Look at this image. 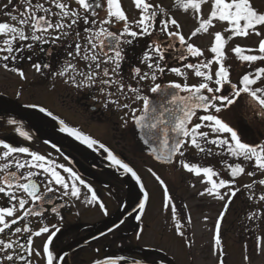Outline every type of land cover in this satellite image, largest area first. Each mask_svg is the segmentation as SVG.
<instances>
[{"label":"flooded vegetation","instance_id":"flooded-vegetation-1","mask_svg":"<svg viewBox=\"0 0 264 264\" xmlns=\"http://www.w3.org/2000/svg\"><path fill=\"white\" fill-rule=\"evenodd\" d=\"M37 2L44 3L45 7L50 6L48 0H33V3ZM62 2L68 3L73 10L78 7L75 0H62ZM101 3L102 7L97 8L96 12L98 17L103 18L106 16V0H101ZM5 5H8L7 8ZM121 5L133 30L138 31L133 21L139 16L130 18V5L125 0H121ZM51 7L52 11H58L54 6ZM22 10L21 0H13L11 4L9 0H0V22L16 24V21L11 19V15L19 16ZM137 10L140 12L139 9ZM81 14H83L82 9ZM20 27L24 29L26 35L31 36V28L23 25ZM85 27L87 26L83 23L77 27V31L80 32L79 42L82 45L86 43L87 38V33L83 31ZM109 30L119 33L122 24L112 25ZM53 35L44 33L46 42H34L31 39L18 41L17 50L13 53L15 59L10 58L8 61L0 59V140L16 147H28L30 152L44 155L57 165L62 164L72 168L88 185H91L98 200L92 204L87 203L91 193L87 188L79 185L81 188L79 199L62 196L63 189L47 193L42 177H33L38 183L40 192L44 193V199L35 203L29 200L26 208L35 207L36 211L42 214L28 215L13 226V229L17 226L22 228L27 226L30 232L15 234L14 231L6 230L4 234H0V239L16 242L15 247L10 250L16 257L14 264H29V262L46 264V254L42 249L48 235L55 230L53 226L60 228V231L53 237L49 249L54 256L63 257V260H54V264H93L94 260L109 256L123 257L117 261V264H134L135 260L141 261L142 264H197L193 250H201L203 255L213 253L217 258L215 264H264L259 262V255L264 256V200L260 199L264 195V185L259 181L264 177L249 176L248 182H244L241 176L231 177L227 164L238 163L239 159L233 162L229 154L227 160V146L218 148L215 145H208L213 153L219 154L206 155L193 146L186 145V150L182 149L185 155L181 157L176 154L172 157V162L168 163V148L162 144L164 137L160 131L163 126L157 129L141 128L127 117L125 118L128 119V123L125 125L122 117L129 111L128 109H117L114 104L105 107L103 103L105 97L95 88L77 89L64 82L66 76L56 75L63 69L66 60L76 63L79 69L83 68V62L79 61L78 57L73 60L67 55L69 51H73L72 45L77 40L74 34L51 43ZM128 38L133 42L125 46V59L121 63V75L125 83L140 87L142 94L149 97L154 107L159 108L163 103L169 108H177L178 105L167 104L171 95L188 96L189 94L169 87L173 83L181 85L186 83L182 81L184 76H177L169 69L173 67H180L182 71L185 69L184 60L177 59L183 50L179 48L166 53L163 62L166 64L165 72L162 75L158 74L155 82L151 80L137 82L132 79V68L141 67L143 71H148L147 67L141 64V57L153 40L165 41V37L153 33L151 37ZM28 44H32V47L29 48ZM3 46V37H0V48ZM4 54L6 53H0V57ZM5 63L8 64V68L3 66ZM34 64L41 65L40 71H36ZM21 71L24 73L23 77L19 74ZM209 83L210 86L216 87L214 81ZM154 84L161 85L160 92L150 91ZM234 84H237V81ZM226 89L225 84L221 93L217 95H227L231 88L229 91ZM202 94L211 95L206 90H202ZM94 96L98 99H93ZM119 100L121 104L128 102L123 97ZM132 107L141 109L142 101L132 104ZM41 108L45 111H40ZM199 111L204 110L198 109L197 115ZM209 111L228 123L227 108H222L219 113L214 109ZM49 112L52 115H48ZM140 114L138 111L137 115ZM205 114L207 113L204 111ZM231 116H235L234 124L230 122L228 124L237 131L241 140H246L250 144H256V141L258 143L260 134L257 132V123L261 120L260 117L264 116L260 108L250 109L247 114ZM165 118L169 119V114H166ZM195 118L193 117V121ZM9 120H15L16 124H10ZM61 121L64 123L61 124ZM148 122L150 121H145ZM64 126L77 129L97 143L91 148L88 147L75 136L62 131ZM16 128L28 132L31 139L20 136ZM202 130L208 131L207 128ZM174 135L169 132V147L173 143ZM211 135L215 134L210 133ZM219 135L223 137L230 134ZM145 140H148V143H145ZM153 149L156 151L153 152ZM2 152L3 148L0 145V155ZM109 153L128 164L139 180L114 165L108 158ZM157 155L161 157L159 160L156 158ZM14 158L21 161L30 160L28 154H14ZM215 158L219 160L218 163L220 162L217 167L213 163ZM181 160L201 167H212L219 174L213 177L217 182L219 179L234 181L218 189L225 198L220 199L207 193L203 196L198 194V197L203 199V208L189 207L190 190L186 194L179 192L178 182L181 183L180 185H189L192 174L183 168ZM4 162L0 160V163ZM251 169L255 167L251 166ZM57 170L68 179L69 174L62 168L58 167ZM10 171H15V168ZM20 171L26 172L27 169ZM153 173L164 181V185L156 180ZM2 175L3 173H0V176ZM165 185L171 197L168 207H165ZM53 187L59 186L53 184ZM207 187L211 185L205 177L204 191ZM235 189L239 191L233 197L230 195V190ZM145 193H147L146 200ZM17 195L26 197V194L22 193ZM48 200L52 203L49 204ZM141 202L145 203L143 210L139 208ZM100 203L105 205L107 215L99 206ZM13 204L16 202L9 201L4 194H0V206ZM16 207V215L22 216L23 210H19L18 204ZM53 207L56 212L52 211ZM137 216L140 217L139 220L136 219ZM218 221L221 238L219 245L215 243ZM43 226L49 228V233L41 234L39 237L32 235ZM180 232H183V236ZM29 239L32 240L30 246ZM169 244L172 245L168 246ZM171 246L176 249L174 262L168 259L163 251L164 248ZM29 247L32 249V255H29ZM237 247L242 249V258L239 262L232 260V249ZM37 251L40 252L39 256L35 254ZM19 256H24V260L18 259Z\"/></svg>","mask_w":264,"mask_h":264},{"label":"snow or ice","instance_id":"snow-or-ice-1","mask_svg":"<svg viewBox=\"0 0 264 264\" xmlns=\"http://www.w3.org/2000/svg\"><path fill=\"white\" fill-rule=\"evenodd\" d=\"M13 0H9L11 4ZM210 2V11L207 18H201L198 27L192 31L191 36L194 37L201 32L207 33L213 22H223L227 25L223 29V32L217 31L214 33L213 42L210 47V52L214 54L212 60L202 63H187L184 65L185 69H192L196 77L203 78V82L198 85H188L187 83L181 85L180 83H173L169 87L181 90L188 93V96H180L172 94L171 99L167 101V104L178 105L177 108H169L165 104L159 105V108L151 105L149 97L142 94L140 87H133L131 84H126L123 76L121 75V63L125 59L124 51L125 46L130 45L133 40L138 36L153 35L155 29V23L158 20V11L164 12V9L159 5H153L149 0H133L135 8L139 9V18L134 20L136 28L133 30L131 24L128 22V17L122 8L121 0H106V16L98 17L96 12L97 8L102 7L101 0H75L77 9L73 10L70 5L62 0H48L49 7H45L44 3H33V0H21L23 10L17 15H11V19L16 21V24H9L7 22H0V37H3V47L0 48V53H6L0 59L8 61L10 58L15 59L13 53L17 50L16 44L18 41H26L31 39L32 41H44V33L54 34L51 43L60 41L61 38H68L73 34L77 38L73 47V51H69L67 55L75 60L77 57L79 61L83 62V68L79 69L76 63L66 60L64 67L61 71L56 73L60 77H67L65 79L66 84H70L77 89L87 88L96 89L101 96L105 97L103 101L105 107H109L114 104L117 109H128L129 111L124 113V124L127 125L130 118L134 123L141 127H147L149 129H157L160 126V131L163 133L162 144L165 148H168L167 162H172V157L176 154L183 157L185 155L186 145L193 146L200 153L206 155H214L219 153H213L212 149L208 145H215L218 148L227 146L226 151L235 158H238L240 162L234 164H227V168L230 169L231 177L246 174L248 176H254L255 171H247L243 166L244 162L254 164L255 169L261 174H264V143L250 144L243 142L240 135L233 127L229 126L218 115L212 114L209 110L214 109L216 113H219L222 108H228L238 102L242 94H247L251 98V101L259 105L260 110L264 113V85L260 87H254L257 81L264 78V66L255 68L254 73L248 72L241 76L237 84H232L230 81L229 68L225 66L226 53L224 51L227 40L232 37H247L250 34L261 36V29H264V11L258 10L253 0H177V4L181 5L186 11L192 9L195 13L199 14L202 11V6L205 3ZM8 5H5L7 8ZM58 11H52V7ZM81 9L83 14H81ZM43 13V14H41ZM90 16L92 17L90 19ZM83 23L87 27L83 29L87 33L86 43L82 45L79 42L80 32L77 31V27ZM159 23L162 27L159 31L164 34L165 41L157 42L153 40L148 46V50L145 51L141 57V64L145 65L148 71H143L141 67L132 68V79L139 81L151 80L156 81L157 75H162L165 72L166 64L163 62L166 58V53L169 50L176 51V45L174 41L179 40V44L182 47H186L187 53L192 57L203 56L202 50L194 46L191 43H186L185 37L179 31L169 30V24L176 29L180 28L176 19H164ZM122 30L119 33L109 30L112 25H121ZM21 25L31 28V36L25 34V31ZM109 26V27H106ZM224 33H230L225 37ZM31 48L32 44H28ZM232 51L237 55L241 62H264V39H261L258 43V54H244L245 52H255L257 49L242 48L236 46ZM30 58V57H29ZM179 60H185L187 57L183 52L177 57ZM215 62L218 67L214 73L210 71L211 66ZM8 68V64L3 65ZM33 67L36 71H40L41 65L34 64ZM48 67V65H44ZM177 76H185V72L180 67H173L169 69ZM20 76L23 77L24 73L21 71ZM216 87L210 86L209 82H213ZM225 84H229L231 88V95H217L221 93ZM112 89H115L114 91ZM202 90H206L211 95L202 94ZM150 91L157 93L161 91L160 84H154ZM116 97V99H113ZM123 97L126 103L121 104L119 98ZM93 99H98L93 97ZM142 101V108L137 109L132 107V104ZM202 109L207 114L197 115V110ZM40 111H45L41 108ZM140 115H137V112ZM166 114H169V119H166ZM48 115H52L51 112ZM193 117L199 122H194ZM146 120L150 122L145 123ZM10 124H16L15 120H9ZM64 122L61 121V124ZM202 128H207L208 131H203ZM62 131H66L69 134L75 136L77 140H81L87 144L88 147H92L97 141L91 137L83 135L77 129L64 126ZM16 132L20 136L31 139L28 132L23 131L21 128H16ZM169 132L175 134L173 143L169 147ZM215 134V135H211ZM219 134H230L228 136H221ZM148 143V140H145ZM3 152L0 155V160H4V163H0V194H4L9 201H15L16 204L12 206H0V234H4L7 231L19 234L21 232H30L27 226L14 227L18 221H22L28 215L40 216L42 213L36 211L35 207L28 209L26 205L29 204V200L33 203L42 201L44 199V193L39 190L38 183L33 177H42L45 191L47 193L58 192L63 189L62 196H71L79 199L81 188L83 186L91 193V198L87 200V203L92 204L98 200L95 190L91 185H88L75 171L70 167L64 165H57L53 160L46 158L44 155H40L34 151L30 152L28 147H16L10 143L0 140ZM55 147V145H53ZM100 147H104L100 145ZM186 150V149H185ZM156 150L153 149V152ZM14 154H28L30 160L21 161L14 158ZM108 158L114 165L121 167L124 172L131 173L132 176L139 180L137 174L126 163H123L112 153H109ZM158 160L161 158L159 155L156 157ZM183 168L189 173H194L196 176L203 174L207 178L211 187H207L200 195L205 193L208 195H215L220 199L225 197L220 194L218 189L224 188L226 185L233 183L225 179L214 180L213 177H217L219 174L213 170L212 167H201L197 164H189L180 161ZM226 163V161H225ZM62 168L65 173H68V179L61 174L57 168ZM15 168V171L10 169ZM27 169L26 172L20 170ZM35 169V171L33 170ZM42 170V171H41ZM151 171V170H149ZM156 180L161 185H164V181L153 173ZM264 185V179L259 181ZM53 184L57 187H53ZM79 185V186H78ZM141 187H143L141 185ZM251 187V185H246ZM14 189V190H13ZM239 189L230 190V195L235 196ZM17 193L26 194L24 196H18ZM147 199V193H145V200ZM164 199L165 207H168L171 197L168 195L167 186H164ZM264 200V195L260 197ZM49 204L51 200L47 201ZM18 204L19 210H23V215H16ZM101 209L107 211L105 205L100 203ZM139 208L143 210L145 203L141 202ZM53 212L56 209L52 208ZM11 218V219H6ZM136 219H140L139 216ZM123 223V221H121ZM48 237L47 241L43 245V253L46 254V264H54V260H63V257L54 256L50 251L49 245L52 243L53 237L60 231V228L55 227ZM118 227V225H117ZM220 224L219 221L216 225L215 243L219 245L221 243L220 238ZM112 231V229H109ZM179 232V227H177ZM49 233L47 226L40 227L38 231L32 233L36 237L41 234ZM183 236V232H180ZM139 239V234L137 236ZM32 244V240H28V245ZM16 245L15 241L0 239V264H14V257L11 254ZM98 251V250H97ZM32 249L29 247V255H32ZM37 256L40 252H35ZM18 259L24 260V256H19ZM119 259L123 257L113 258L106 257L96 259L93 264H117ZM30 264V262H29ZM134 264H142L141 261L135 260Z\"/></svg>","mask_w":264,"mask_h":264},{"label":"rangeland","instance_id":"rangeland-1","mask_svg":"<svg viewBox=\"0 0 264 264\" xmlns=\"http://www.w3.org/2000/svg\"><path fill=\"white\" fill-rule=\"evenodd\" d=\"M126 3H128L130 5V18H135L136 16H139L138 13L139 11L133 7L134 3L133 0H125ZM257 4H259L262 8L264 7V0H254ZM153 2L157 5V4H164V5H168L170 4L171 0H153ZM210 11V2L205 3L202 6V11L201 13L197 14L195 13L193 10H189L183 13H179L175 16V19L177 20V22L180 25L179 29H176L174 27V29L176 31H179L187 40V42L193 44L194 46L199 47L204 55H209V49L212 45L213 42V36L214 33L217 31H221L223 32V29L227 27V25L223 22H217L215 21L213 23V26L210 27L209 31L207 33H204L203 35L200 36H191V32L193 31V29H195L197 27V23L199 22L200 18H207L208 14ZM262 35L261 36H256L255 34H250L247 37H235L231 42H229V44L225 47V53L227 54V56H229V59H232L234 57H237V55L232 51V49L236 46H240L242 48H251V49H257V51L255 52H251L249 54H258V43L261 39H264V29L260 30ZM225 34V33H224ZM247 52H245L244 54H246ZM238 58V57H237ZM239 59V58H238ZM263 64V62L260 61H256L255 64ZM246 67H250L251 64L246 63L244 64ZM216 66H214L212 68V73L215 72ZM185 72V76L182 79V81L186 82L188 85H198L200 82H203V78L201 77H196L194 75V71L193 70H187L184 69L183 70ZM239 77V74H235L233 77L232 81H237ZM238 82V81H237ZM261 85H264V78H262L260 81H257V84L254 85V87H260ZM227 87V91H229L230 86L229 84H226ZM231 93V91H230ZM259 105H257L255 102L251 101V98L247 96V94H242L241 98L238 99V102L234 105L231 106V108H227V121L228 123L230 122L231 124H234V120H235V116H231V115H238V114H247L249 113L250 109H255L256 107H258ZM198 115L202 116L204 115V111H199ZM261 120H259V122L257 123V132L258 134H260V140L256 141V144H261L264 143V116L260 117ZM194 122H199L198 120H196ZM203 129V128H202ZM243 142L248 143L246 140H243ZM227 160L229 158V153L227 152L226 154ZM232 161L236 162L237 158L232 157ZM200 159L202 160L201 156ZM218 159L215 158L214 162L215 166L217 167V164H220V162L218 163ZM240 162V160H238ZM243 166L247 171H255V177H259L262 178L264 177V174H261L258 170L256 169H251V165L250 163L244 162ZM255 167V166H254ZM215 168V167H214ZM191 178L194 179L192 181V179L189 181V185H190V189H188L189 185H180L181 183L178 182V190L181 193L186 194V192L188 190H190L191 197L190 198H195L194 200H191L189 198V204L188 206L191 208H203V199L198 197V194H200L201 192H204V176L203 174H201L199 177L196 176L194 173H191ZM243 179L244 182H248L249 180V176L246 174L240 175ZM194 182L192 184V182ZM193 187V189L191 188ZM172 244H169L168 246H170ZM163 249V247H162ZM181 250V249H180ZM240 248H235L232 249L233 253H232V260H235L236 262H239L242 258V253H241ZM163 251L166 253V255L168 256V259H171L172 262H174V253L176 252V249L174 248V246L171 247H167L164 248ZM194 251V255L196 258V262L197 264H215L217 258L213 256V253L207 254L204 253L205 255H203V253H201V250H193ZM180 253V251H178V254ZM199 253V255H198ZM234 262V261H233ZM259 262L264 263V256L263 255H259Z\"/></svg>","mask_w":264,"mask_h":264},{"label":"trees","instance_id":"trees-1","mask_svg":"<svg viewBox=\"0 0 264 264\" xmlns=\"http://www.w3.org/2000/svg\"><path fill=\"white\" fill-rule=\"evenodd\" d=\"M149 2L152 3L155 6L153 0H149ZM253 3H254L255 7L258 10L264 11V7L262 8L254 0H253ZM159 6L164 9V12H159L158 11V20L156 22H154L155 23V29H154V32L153 33H158V34H161V35L164 36V34L159 31V28L162 27V25L159 23V21L160 20H164V19H175V16L177 14L186 12V10L181 5H178L177 4V0H171L170 4H168V5H159ZM189 10L191 11L192 9H189ZM189 10H187V11H189ZM200 19H199V22H200ZM199 22L197 23V27L199 25ZM169 30L176 31L174 29V26H172L171 24H169ZM193 31H194V29H193ZM204 33L205 32H201V33L197 34L196 36L198 37L200 35H203ZM224 35L227 38V36L230 35V33H225ZM234 38L235 37H232V39L227 40V43H226L225 47ZM185 40H186V38H185ZM174 43L176 45V49H179V48L182 49L183 50L182 52L187 57V59H185L184 62H183L184 65L187 64V63H194L195 64V63L207 62L208 60H212L213 59L214 54L210 52V49H209V55L208 56L203 54V56H201V57H192V56H190L187 53L186 47H182L179 44V40L178 39H176L174 41ZM186 43H189V42H187V40H186ZM224 51H225V49H224ZM180 53H179V55H180ZM246 54H249V52H247ZM174 58H175V56H174ZM246 63H248V62H241L237 57H234L232 59H229V56H227V54H226L225 66L229 68V71H230V81H231L232 84L235 83V81H232L235 74H239V77L237 79V81H239V79L241 78V76L243 74L248 73V72L254 73L255 68L264 66V62H263V64H260V63L259 64H255L256 62H253L250 67H246L244 65ZM214 66H216V69L218 67V65L215 62H213L212 66H211V69H210L211 72H212V68ZM227 95H231L230 92H227Z\"/></svg>","mask_w":264,"mask_h":264},{"label":"water","instance_id":"water-1","mask_svg":"<svg viewBox=\"0 0 264 264\" xmlns=\"http://www.w3.org/2000/svg\"><path fill=\"white\" fill-rule=\"evenodd\" d=\"M145 264H151V263H145Z\"/></svg>","mask_w":264,"mask_h":264}]
</instances>
